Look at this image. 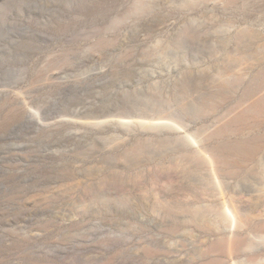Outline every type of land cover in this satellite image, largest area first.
Returning <instances> with one entry per match:
<instances>
[{
	"label": "rangeland",
	"instance_id": "1",
	"mask_svg": "<svg viewBox=\"0 0 264 264\" xmlns=\"http://www.w3.org/2000/svg\"><path fill=\"white\" fill-rule=\"evenodd\" d=\"M263 255L264 0H0V264Z\"/></svg>",
	"mask_w": 264,
	"mask_h": 264
},
{
	"label": "bare ground",
	"instance_id": "2",
	"mask_svg": "<svg viewBox=\"0 0 264 264\" xmlns=\"http://www.w3.org/2000/svg\"><path fill=\"white\" fill-rule=\"evenodd\" d=\"M216 158L211 157V156L207 157V161H208L207 163H208L211 175L214 179L215 187L218 189L220 194L223 195L224 194V189H223V185H222V178L223 177L221 176V173H223V172H220V166H219L220 165V161H219L220 159L218 160ZM223 204H224L223 205V215L225 216V220L227 221L228 226L230 227V232H229L230 243H228V244H230L229 246L231 247L233 239H235V237L236 238L240 237L241 234L239 233V231L241 232L242 229H244L248 225L250 215L240 205L232 202V200L230 201V204H228L227 201H224ZM223 220H224V218H223ZM227 236H228V234H227ZM244 262H246V261H244ZM263 264H264V258H263Z\"/></svg>",
	"mask_w": 264,
	"mask_h": 264
}]
</instances>
